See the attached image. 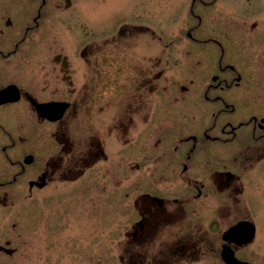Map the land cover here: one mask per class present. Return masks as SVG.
Wrapping results in <instances>:
<instances>
[{
	"label": "flooded vegetation",
	"instance_id": "flooded-vegetation-1",
	"mask_svg": "<svg viewBox=\"0 0 264 264\" xmlns=\"http://www.w3.org/2000/svg\"><path fill=\"white\" fill-rule=\"evenodd\" d=\"M241 1L171 0L184 44L161 0H0V264L24 234L28 264H97L96 218L106 264H264V0ZM72 192L84 220L51 207Z\"/></svg>",
	"mask_w": 264,
	"mask_h": 264
},
{
	"label": "rangeland",
	"instance_id": "rangeland-1",
	"mask_svg": "<svg viewBox=\"0 0 264 264\" xmlns=\"http://www.w3.org/2000/svg\"><path fill=\"white\" fill-rule=\"evenodd\" d=\"M162 1V15L160 17V21H161V36H162V40L164 42L169 43L170 41H173L175 39H179L180 41L184 40V44L188 43L186 42L187 39H185V33L186 31L189 29V27L196 25L198 22L197 20H193L191 18H188L186 16H183V14H181V16H174L171 14L170 12V8H172V4H171V0H161ZM98 3V2H97ZM103 4L102 2L99 3V5ZM241 8L242 9H247V13L244 14H250V8L251 6L248 5V3L245 0L241 1ZM96 5V3H91L90 6H92V8H108V4L106 6V4L99 6ZM89 6V7H90ZM249 10V11H248ZM130 20H132V17H128ZM88 20H91L92 23L94 24V26H96L97 30H99L100 32H103L105 30H109V26H110V22H109V13L107 14H100V15H95V16H89L87 17ZM87 20V21H88ZM91 24V23H89ZM99 33V32H98ZM104 33V32H103ZM102 34V33H99ZM177 36V37H176ZM184 44H180V45H184ZM245 46L241 45L240 49V55H234L235 59L232 61L234 64H236L239 68H241L242 71V67H245V69L248 72V66H250V61L248 62V51L245 50ZM182 50H185L181 47H179L176 51H177V55L180 58V53ZM197 50V49H196ZM194 49V54H192L190 57H183L182 59H180L178 62L179 64L174 68V72H180L181 66L182 64H185L187 66V64H190L191 70L190 72L193 73H201L203 72V67H205L206 61H204V58H202L199 55V52H197ZM247 63V64H243ZM77 195H75V193L72 192V194H69L68 196H60L59 198H54L52 199L50 202H52L51 207H56L58 205H62V203H66V205H68V201H75L78 200L81 203V207H82V215L81 218L82 220H84L86 218V213L84 212L85 209V201L89 200V198L85 197V198H76ZM101 199H98V202H100ZM100 205V204H99ZM88 207V206H86ZM101 213V209L98 208V217L100 216ZM97 219V239H96V257H97V264H106L105 261V249L107 248V240L106 238L101 235L104 234V231L102 230V228L104 229V226H102L103 224H101L99 222V219ZM102 227V228H101ZM25 234L18 239L20 245H21V250L16 254V256H14L13 258H8L7 260H2L4 262H6L7 264H28L27 261V257H26V252H25ZM56 245V244H55ZM57 246H52L50 247V251L48 252L49 256L51 259H53V257L56 255L57 253ZM42 256H43V252H33V264H42ZM53 264H57L56 262H53Z\"/></svg>",
	"mask_w": 264,
	"mask_h": 264
}]
</instances>
